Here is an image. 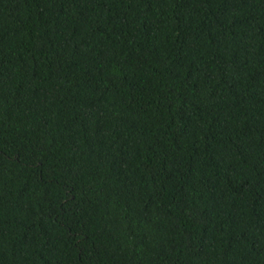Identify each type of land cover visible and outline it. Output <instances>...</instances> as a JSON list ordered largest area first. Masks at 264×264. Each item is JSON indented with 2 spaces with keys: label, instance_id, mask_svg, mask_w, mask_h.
Masks as SVG:
<instances>
[{
  "label": "trees",
  "instance_id": "1",
  "mask_svg": "<svg viewBox=\"0 0 264 264\" xmlns=\"http://www.w3.org/2000/svg\"><path fill=\"white\" fill-rule=\"evenodd\" d=\"M0 264H264V0H0Z\"/></svg>",
  "mask_w": 264,
  "mask_h": 264
}]
</instances>
